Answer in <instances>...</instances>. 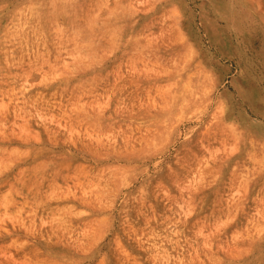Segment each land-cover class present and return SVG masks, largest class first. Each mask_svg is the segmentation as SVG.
I'll return each mask as SVG.
<instances>
[{
    "label": "rangeland",
    "instance_id": "obj_1",
    "mask_svg": "<svg viewBox=\"0 0 264 264\" xmlns=\"http://www.w3.org/2000/svg\"><path fill=\"white\" fill-rule=\"evenodd\" d=\"M0 264H264V0H0Z\"/></svg>",
    "mask_w": 264,
    "mask_h": 264
}]
</instances>
